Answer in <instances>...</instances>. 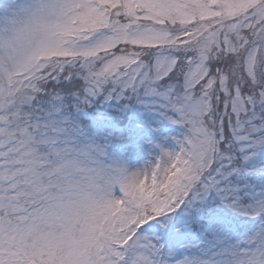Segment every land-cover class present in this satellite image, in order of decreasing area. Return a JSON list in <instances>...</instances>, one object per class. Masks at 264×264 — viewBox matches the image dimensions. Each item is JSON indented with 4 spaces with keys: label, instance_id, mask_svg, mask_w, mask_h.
Masks as SVG:
<instances>
[{
    "label": "snow or ice",
    "instance_id": "obj_1",
    "mask_svg": "<svg viewBox=\"0 0 264 264\" xmlns=\"http://www.w3.org/2000/svg\"><path fill=\"white\" fill-rule=\"evenodd\" d=\"M0 264H264V0H0Z\"/></svg>",
    "mask_w": 264,
    "mask_h": 264
}]
</instances>
